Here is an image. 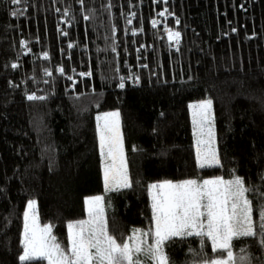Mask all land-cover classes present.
I'll return each mask as SVG.
<instances>
[{
	"label": "trees",
	"instance_id": "16d2710c",
	"mask_svg": "<svg viewBox=\"0 0 264 264\" xmlns=\"http://www.w3.org/2000/svg\"><path fill=\"white\" fill-rule=\"evenodd\" d=\"M204 98L219 160L208 167L189 109ZM111 110L131 187L106 191L97 116ZM212 176L244 178L258 234L234 239L233 252L264 264V0H0V264H47L19 259L30 199L67 246L69 223L102 194L121 242L153 225L149 185ZM164 251L169 264L219 255L195 235Z\"/></svg>",
	"mask_w": 264,
	"mask_h": 264
},
{
	"label": "snow or ice",
	"instance_id": "6c2138e0",
	"mask_svg": "<svg viewBox=\"0 0 264 264\" xmlns=\"http://www.w3.org/2000/svg\"><path fill=\"white\" fill-rule=\"evenodd\" d=\"M13 2L20 3V0ZM152 23L155 25L156 22ZM170 36L178 39L180 33L170 32ZM44 55L47 57V53ZM119 86L123 88L125 85L121 82ZM35 98L37 97H28ZM190 107L197 110L194 115H199L203 131L204 125L211 124L213 119L212 100H201ZM104 115L118 117L119 114ZM208 132L210 135V128ZM100 145L101 155L105 160V190L131 187L118 123L114 126L105 121L100 133ZM197 155L200 159L199 149ZM218 163L217 155L213 151L203 157L200 167ZM149 191L152 197L154 227L148 231L134 229L128 240L121 242L107 231L104 209L101 207L102 196L87 198L89 219L69 223L67 246L62 245L52 233L53 225L45 224L40 227L33 216L30 227L27 222L29 213L26 211L22 241L24 249L19 259L46 260L48 264H144L139 258V254L143 253L150 261H155V264H169L164 251L165 243L174 237L195 235L210 239L213 252L219 253L217 257L201 261V264H238L233 252V240L258 234L254 227L252 201L246 196L250 189L246 187L242 177L236 176L231 180H224L223 177L202 181L189 179L176 183L165 180L149 185ZM34 204V201H29V208L32 209ZM259 214L260 229L264 231V207L259 209ZM153 233L154 243L145 246L143 237ZM133 240L135 244L128 242ZM260 243L264 245V237ZM239 264H250V260L241 256Z\"/></svg>",
	"mask_w": 264,
	"mask_h": 264
},
{
	"label": "rangeland",
	"instance_id": "374dc122",
	"mask_svg": "<svg viewBox=\"0 0 264 264\" xmlns=\"http://www.w3.org/2000/svg\"><path fill=\"white\" fill-rule=\"evenodd\" d=\"M206 99H210V98H204V99H199V100H194L189 102V109H190V114H191V121L193 124V137H194V145L196 148V153L198 152L199 149V154H200V159H198V155H197V163L200 166L201 161L203 160V157L205 155H210L211 152L215 151L217 158H218V154H217V133H216V127H215V121H214V110H213V102H212V108H211V114H212V122L211 124H206L203 127V131H201V125L199 123V115H194V112L197 110H194L193 108L190 107V105L196 104L197 102L201 101V100H206ZM106 113H118V117H114V116H107L105 117L104 114ZM99 117V119H98ZM108 121L110 124L112 125H116L118 123V129H119V133L122 139V145H123V154L126 160V165H127V158H126V152H125V147H124V140H123V134H122V127H121V116H120V112L118 110H111V111H106V112H101L98 114L97 116V126H98V133H99V148H100V153H101V145H100V133L102 128L104 127L105 121ZM211 129V134L209 135L208 129ZM106 150V149H105ZM102 165H103V176H104V164H105V160L102 157ZM215 164H212L211 166H213ZM208 167V166H205ZM127 173H128V165H127ZM129 177V174H128ZM215 177H220V176H212V177H207L204 179H213ZM130 179V178H129ZM189 179H195L197 181H202L204 179H198V178H188V179H183V180H170L173 181L174 183L176 182H180V181H184V180H189ZM226 180H231V179H226ZM165 180L162 181H157L154 183H160L163 182ZM153 184V183H152ZM95 196H102L103 200L101 201V207H103L104 209V214H105V209H106V205H105V199L104 196L102 194H98V195H93V196H89V197H95ZM151 196V194H150ZM247 198L249 199L247 193H246ZM87 197V198H89ZM86 198V201H87ZM152 200V197H151ZM250 200V199H249ZM29 201H34L35 204L33 206L32 209L29 208ZM26 205L25 208V212L27 211L29 213V218H28V224L31 227L32 225V218L33 216H35L36 218V223L40 226L43 227V225L45 224H49V223H42L39 220V216H38V211H37V201L35 199H30ZM86 211L88 214V204L86 202ZM25 216V215H24ZM105 216V215H104ZM89 219V216L87 215V217L83 220H87ZM82 221V220H80ZM51 225V224H50ZM154 227V222L153 225L150 226L149 228ZM149 228H137V229H143L145 231H148ZM24 229H25V217H24V226H23V232H22V241L24 238ZM52 233H53V228H52ZM133 234V233H132ZM154 233L150 234L148 236L143 237V240L145 242V246H147L148 244L154 243ZM130 244H135V241H128ZM23 254V253H22ZM21 254V255H22ZM139 258L144 261L145 264H155V261H150L149 258L147 256H145L143 253L139 254ZM48 264V262H47Z\"/></svg>",
	"mask_w": 264,
	"mask_h": 264
}]
</instances>
